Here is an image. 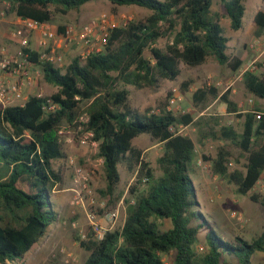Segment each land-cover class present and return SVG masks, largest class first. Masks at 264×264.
<instances>
[{"label":"trees","instance_id":"1","mask_svg":"<svg viewBox=\"0 0 264 264\" xmlns=\"http://www.w3.org/2000/svg\"><path fill=\"white\" fill-rule=\"evenodd\" d=\"M16 16L50 23L54 15L79 10L96 0H6ZM113 6H135L149 15L130 20L109 31L100 52L72 59L62 72L48 62H39V53L25 50L31 64L40 68L44 80L56 91L49 97L30 96L22 105L0 108V264L19 261L57 220L50 201L53 187L62 183L53 163L65 157L59 130L62 124L91 131L102 160L104 189L100 194L117 202L122 192L118 166L134 172L143 188L130 186L125 201L123 226L105 233L102 240L92 235L75 237L88 253L83 264H163L162 256L173 253L172 264H251L255 253H264V230L250 242L235 238L230 242L219 235L200 211L196 189L190 177L195 145L187 135H173L170 128L191 123L190 114L177 116L166 110L168 98L157 112L138 113L127 104V86L155 87L158 80L175 81L180 65L201 66L208 59L236 72L242 65L227 53L224 36L213 0H107ZM244 0H220L231 30L242 28ZM255 34H264V11L254 16ZM61 32L63 27H59ZM165 39L164 48L156 47ZM145 51L149 57H145ZM248 92L264 100V73L243 75ZM214 88L198 89L195 104ZM229 91L220 96L226 113H237ZM85 115V123L79 118ZM241 130L209 118L205 139L222 142L209 161L213 174L247 195L264 171V118L253 113L238 115ZM206 115L199 117L198 125ZM212 121L214 123H212ZM146 134L161 145L157 159L161 175L155 177L133 139ZM230 145L245 155L242 168L229 171ZM250 199L264 207V195ZM168 221L169 227H162ZM203 234V248L200 244Z\"/></svg>","mask_w":264,"mask_h":264},{"label":"rangeland","instance_id":"2","mask_svg":"<svg viewBox=\"0 0 264 264\" xmlns=\"http://www.w3.org/2000/svg\"><path fill=\"white\" fill-rule=\"evenodd\" d=\"M161 1V0H160ZM245 13L243 16L242 28L238 31L231 30L229 26V18L225 15L223 5L220 0H213L212 13L217 15L225 37L229 39L227 53L230 57H237L242 61L241 67L248 65L255 57L254 52L249 49L250 43L257 38L255 34V26L252 23L253 12L258 6L264 7V0H244ZM101 15H106L112 19L117 25H123L130 20H139L149 15L145 9L135 6H113L107 0H96L88 2L80 7L79 10H71L65 15H54L50 22L54 28L72 26L80 27L89 23ZM15 13L10 9L5 17L0 18V49H5L9 54H14L19 46L12 38V32L15 29ZM261 35L260 37H263ZM165 39H160L156 43V47L164 48ZM30 46L38 49V46L30 39ZM63 55L62 72L64 68L70 64L73 58L79 54L72 49L58 50ZM145 57H149V52L145 51ZM34 84L28 87L29 93H25L23 89V97L30 95H39L40 97H49L56 91V88L48 84L36 65L29 67ZM256 74L264 73V66L258 67ZM4 77L5 82L13 83L17 80L15 76H9L7 73H0ZM208 83L211 88L216 91V96L206 94L199 103L193 102L192 96L198 89H207ZM220 83V86L215 84ZM232 83L229 89H225L226 85ZM129 97L127 104L130 108L138 113L146 111L157 112L162 104L173 94L183 97L182 109L184 113L190 114L191 123L188 124L184 134L189 136L195 145V157L190 164V177L196 189V200L199 204L200 211L205 215L209 223L214 227L215 231L227 241H234L235 238H241L250 242L252 239L260 235L264 230V207L250 199L252 195H264V171L254 188L247 195H239L236 187L225 179L215 175L211 171L210 162L204 161L203 156L212 159L216 156L218 147L222 145L220 141H214L210 137L200 138L207 128L209 118H216L222 121V124L234 117L226 116V106L220 100V96L229 91V99L238 105V110H259L264 111V100L255 97L248 92L244 85L243 76L237 77V71L232 72L225 66L219 65L213 59H208L204 64L198 67L189 68L180 65V75L175 81L158 80L155 87L135 88L127 86ZM249 100H252L249 104ZM23 103V100L17 104ZM201 113L206 115V119L200 125L197 124ZM177 116L183 115L181 112ZM212 123H214L212 121ZM241 123L234 122L237 131L241 130ZM61 141L63 151L65 150L64 136H69L72 140L73 154L71 157L80 165L89 176V184L95 191L94 203L91 204L87 199L85 210L72 204V193L65 192L67 197V206L59 207L55 194L51 192L50 201L53 210L57 211V220L52 223L45 231L39 241L25 254V257L19 261L7 264H83L88 253L80 248L75 237L85 240L92 235L89 220L100 222L103 212L114 211L120 200H123L124 206L121 207V221L119 220L115 226L119 229L125 216V201L129 200L128 189L130 186L143 188V183H138L136 171L131 172L126 168L124 163L118 166L120 175V183L117 192H122L117 202H112L113 198L103 196L100 190L104 189L105 183L103 179L102 164L97 155V148L91 146H80L78 139L83 135V129L67 124H62ZM134 148L142 151L141 159L148 163L155 177L161 175V170L157 163V159L162 155L161 145L153 141L149 135L142 134L133 139ZM156 145V146H155ZM151 146L148 150L144 148ZM154 146V147H152ZM229 152V161L232 166L228 165L229 171L235 168H242L245 164V155L230 145L226 146ZM65 154V153H64ZM65 155H68L66 153ZM201 159L204 166H198L197 162ZM59 161V160H57ZM53 168L61 173V162H54ZM62 176V183H66V177ZM68 181L72 179V172H69ZM71 185V181L69 182ZM70 187L69 185L63 186ZM60 186H58V189ZM104 200L106 202H104ZM104 202V204L102 203ZM103 206H101L102 204ZM169 227L168 221H165L162 229ZM80 233L85 235L81 238ZM203 248V234H200V244L197 248ZM70 255V257H69ZM173 253L163 255V264H172ZM251 264H264V253H255L251 258Z\"/></svg>","mask_w":264,"mask_h":264},{"label":"built area","instance_id":"3","mask_svg":"<svg viewBox=\"0 0 264 264\" xmlns=\"http://www.w3.org/2000/svg\"><path fill=\"white\" fill-rule=\"evenodd\" d=\"M11 9V5L6 0H0V18L5 17L6 13ZM15 29L12 32V38L17 42L19 49L14 54H9L5 49H0V73H7L9 76L17 77V80L13 83H7L4 77L0 74V108L6 106L15 105L20 100L25 101L23 97V89L33 86L34 80L31 76L29 67L33 66L28 60L29 54L25 52L26 49L30 51H36L39 53V62H48L57 68H61L63 65V55L58 50L62 47L66 49H72L78 52V56L81 59L86 58L91 53L100 52L106 44L109 36V31L118 25L112 21V19L106 15H101L98 18L92 20L89 23L83 24L80 27H66L63 31H59L57 28L51 26L47 22H38L32 19H23L21 17H15ZM35 39L39 50L30 46V39ZM249 49L254 52L255 57L246 66L240 67L237 70V77H242L246 72H255L258 67L264 66V36L255 38L249 45ZM220 86V83L215 84ZM211 83H208V87H211ZM232 86V83L226 85V90ZM39 96V95H37ZM183 97L178 94H173L166 105V110L171 111L174 114L185 111L182 109ZM252 100H249L251 104ZM20 103V104H23ZM245 113H253L256 120H262L264 118V111L249 109L239 110L237 113H226L228 117H234L235 119L225 122L226 125L234 126V122H242V118L238 115ZM204 115L201 113L200 116ZM79 121L85 123L87 118L82 115ZM188 125H177L170 128V132L173 135H185L184 131ZM79 130L81 127H78ZM59 135H62V131L59 130ZM61 141V137H60ZM62 142V141H61ZM72 143L69 136H64V144ZM80 146H91L93 148L98 147V143L93 141V134L91 131L83 132V135L78 139ZM66 165L72 172L71 186L66 189L67 192L72 193V204L85 210L87 199L91 204L94 201L95 191L89 184V176L85 170L76 163L73 157H68ZM102 161V160H101ZM204 162L199 159L198 166H204ZM232 166V163H229ZM211 167V164H210ZM58 190V184H56L52 193ZM109 199V197H107ZM104 202H106L104 200ZM104 202H102L104 204ZM101 203V204H102ZM103 204L101 206H103ZM123 200L119 201V204L114 211L103 212L102 220L100 222L95 220H89L90 228L92 231V237L100 241L108 231H112L115 228L117 222L121 221V207H123ZM122 221V225L124 223ZM120 227V228H121ZM81 238H85V235L80 233ZM201 249V248H200ZM70 257V255H69Z\"/></svg>","mask_w":264,"mask_h":264},{"label":"crops","instance_id":"4","mask_svg":"<svg viewBox=\"0 0 264 264\" xmlns=\"http://www.w3.org/2000/svg\"><path fill=\"white\" fill-rule=\"evenodd\" d=\"M259 11H264V7L263 8H259L258 6H256V8H255V10L253 12V16H252V23H253L254 26H255V24L253 22V19H254V16L256 15V13L259 12ZM255 29H256V27H255ZM32 40H33V43H35V39H32ZM24 92L25 93H29V89L25 88L24 89ZM30 96H36V95H30ZM28 97H25V101L27 100ZM15 105H22V104H17L16 103ZM150 147L151 146H148V147L144 148V151L148 150ZM152 147H154V146H152ZM64 153L65 154L68 153V155H65V157L63 159H61L59 161H55V162H61V174L63 175V177H66V183H61L60 188L58 190H56L55 192L52 193V194H55L56 198L58 199L57 203H58L59 207H61V208L66 207L67 206V202H69V201H67L68 199H67L66 194H65V192H67L66 189H68L69 187L68 188L67 187H64L63 188V186L64 185L65 186H67V185L71 186L69 184V182L71 180L68 181L70 169L67 167L66 161H65L68 157H71V155L73 154V148H72V144L71 143L65 144ZM99 161L102 164L101 159H99ZM55 212H57V211H55ZM23 257H25V255Z\"/></svg>","mask_w":264,"mask_h":264}]
</instances>
